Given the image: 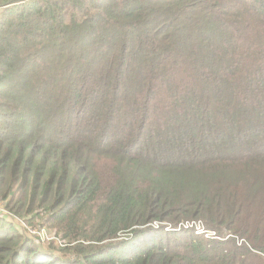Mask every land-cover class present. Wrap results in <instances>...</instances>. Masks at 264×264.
I'll return each instance as SVG.
<instances>
[{
  "label": "trees",
  "instance_id": "16d2710c",
  "mask_svg": "<svg viewBox=\"0 0 264 264\" xmlns=\"http://www.w3.org/2000/svg\"><path fill=\"white\" fill-rule=\"evenodd\" d=\"M0 202L64 253L0 264H264V0H0Z\"/></svg>",
  "mask_w": 264,
  "mask_h": 264
},
{
  "label": "rangeland",
  "instance_id": "374dc122",
  "mask_svg": "<svg viewBox=\"0 0 264 264\" xmlns=\"http://www.w3.org/2000/svg\"><path fill=\"white\" fill-rule=\"evenodd\" d=\"M0 206L4 207V204L2 202H0ZM12 220L13 221L11 223L17 227V229H18L17 232L23 233L27 238H29L31 240L32 239H34L35 241L38 240V242L42 245V247L47 248V250L51 249L50 250L51 253H53L55 255H59V256H64L63 251H61V249H60L62 247V245H61L62 242L58 238H54V243L51 244V242H52L51 236H53V235L48 230L47 231L44 230V231L47 234V236L50 237V240H46V239L41 240L40 236H39V238H37V236H35L34 233L31 234L27 230V228L24 225L27 226L28 223L26 222V220L24 218H21V217L16 215V219H12ZM187 222H188V227H181V229L192 230L194 232V234L198 233L196 235H202L205 238L225 239L228 236H233L232 234L227 233V232H224L223 235H220L215 230L207 228L202 219H196V220H192V221H183L180 223H187ZM41 223H43V221H40V223L34 224V226H29V227H32L33 229H42L43 226L41 225ZM162 225L164 226L165 230H168V231L169 230H177V229H175L176 227H172L169 223H162ZM202 229L205 232L200 233L199 231H203ZM41 236H42V234H41ZM235 240L239 243H244L243 238L236 237Z\"/></svg>",
  "mask_w": 264,
  "mask_h": 264
},
{
  "label": "built area",
  "instance_id": "2783aa9c",
  "mask_svg": "<svg viewBox=\"0 0 264 264\" xmlns=\"http://www.w3.org/2000/svg\"><path fill=\"white\" fill-rule=\"evenodd\" d=\"M0 215L1 216H4V219L6 220V221H9V222H12L13 220L12 219H16V216L15 215H13V214H11L10 212H8L6 209H4L2 206H0ZM157 224L158 223H154L153 225H155V226H157ZM26 228H27V230L32 234V233H34L35 234V236H37L38 238H39V236H40V239L41 240H44V239H46V240H50V237H48L47 236V234L45 233V229L44 228H42V229H33V228H30V227H27L26 225H24ZM180 227H188V222L187 223H179L177 226H176V228L175 229H177V230H179L180 229ZM203 230V229H202ZM200 233H202V232H205L204 230L203 231H199ZM208 233V232H207ZM41 234H42V236H41ZM196 234H198V233H196ZM209 234V233H208Z\"/></svg>",
  "mask_w": 264,
  "mask_h": 264
}]
</instances>
